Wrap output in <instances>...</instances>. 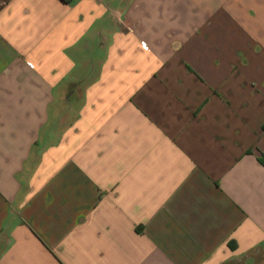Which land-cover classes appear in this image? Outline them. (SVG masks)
Wrapping results in <instances>:
<instances>
[{"label":"crops","instance_id":"crops-1","mask_svg":"<svg viewBox=\"0 0 264 264\" xmlns=\"http://www.w3.org/2000/svg\"><path fill=\"white\" fill-rule=\"evenodd\" d=\"M264 0H0V264H256Z\"/></svg>","mask_w":264,"mask_h":264},{"label":"rangeland","instance_id":"rangeland-1","mask_svg":"<svg viewBox=\"0 0 264 264\" xmlns=\"http://www.w3.org/2000/svg\"><path fill=\"white\" fill-rule=\"evenodd\" d=\"M253 255L256 257V264H264V250L257 251Z\"/></svg>","mask_w":264,"mask_h":264},{"label":"trees","instance_id":"trees-1","mask_svg":"<svg viewBox=\"0 0 264 264\" xmlns=\"http://www.w3.org/2000/svg\"><path fill=\"white\" fill-rule=\"evenodd\" d=\"M63 1H65L66 3H69V2H71L72 0H63ZM261 161H262V163L264 164V158L261 159Z\"/></svg>","mask_w":264,"mask_h":264}]
</instances>
